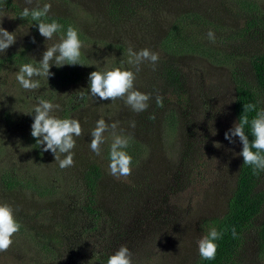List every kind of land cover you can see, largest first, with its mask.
Here are the masks:
<instances>
[{
    "label": "rangeland",
    "instance_id": "374dc122",
    "mask_svg": "<svg viewBox=\"0 0 264 264\" xmlns=\"http://www.w3.org/2000/svg\"><path fill=\"white\" fill-rule=\"evenodd\" d=\"M12 1L21 9L50 4L49 15L75 25L82 48L79 65L52 66L48 80L33 77L38 89H23L16 80L20 67H38L46 48L64 35L57 32L46 41L33 25L0 6V27L16 36L0 58L19 53L24 59L20 67L0 69V204L10 205L21 225L11 247L0 253V264H100V256L107 264L122 245L133 264H195L197 242L206 236L204 222L225 214L235 189L242 144L238 137L235 143L224 138L237 122L232 77L238 69L255 84L249 58L264 51V32L254 26L244 35V28L252 19L264 20V0ZM180 33L225 62L214 63L194 51L165 53L164 39ZM129 49L157 53L155 69L144 62L137 72L128 63ZM116 68L132 71L134 88L151 96L146 111H132L124 99L91 97L90 73ZM58 70L68 72L69 80L60 83ZM156 96L163 98L162 107ZM41 99L60 105L52 113L57 118L80 122L71 167L61 169L51 151L44 152L31 136L33 109ZM261 102L264 109V94ZM100 119L116 123V133L129 141L125 151L138 155L130 176L110 174L111 129L104 133L100 155L90 150V133ZM90 162L103 174L96 202L105 219L99 228L82 210L83 175ZM258 189L264 190V176ZM263 219L264 211L245 233L232 264H264L257 239Z\"/></svg>",
    "mask_w": 264,
    "mask_h": 264
},
{
    "label": "clouds",
    "instance_id": "9594fccd",
    "mask_svg": "<svg viewBox=\"0 0 264 264\" xmlns=\"http://www.w3.org/2000/svg\"><path fill=\"white\" fill-rule=\"evenodd\" d=\"M26 5H31L32 0H25ZM51 10L50 4H44L42 8L24 7L22 17L31 16L32 20L38 21L39 34L46 41L52 40L54 35L62 29V25L53 21L44 22ZM208 39L214 41L215 34L212 31L207 33ZM16 43L15 32L10 33L0 27V53H5L7 49ZM35 43V40H33ZM82 42L75 28L69 26L66 35L58 43L47 47L42 54V59L38 62L39 66L32 63L23 64L16 73V80L25 90H36L40 87L39 80L33 77L48 78L53 73L50 68H57L65 65H79L81 57ZM129 64L136 66V71L140 70L139 65L149 62L153 69L159 60V55L149 49H142L134 52L129 49ZM89 91L91 97L100 101H115L124 99L127 106L136 113L144 112L149 107L151 96L134 88L135 74L132 71L116 68L105 72L93 71L89 76ZM157 106H163V98L156 96ZM60 105L53 104L48 100L41 99L34 106L33 123L31 124V136L36 139V143L43 146L44 152L54 155L55 161H59L61 169L74 165V153L72 150L76 146L74 137H80L82 128L76 119H61L53 115L55 109ZM256 112L255 117L249 121L247 115L241 116L239 123L236 122L232 128L225 132L224 138L229 143H235L234 138H239L242 144V151L239 155L243 158L244 164L253 168V173L264 171V109L257 111L255 104L244 106V112ZM250 125V132L253 139L245 134V126ZM131 126L135 127V122ZM116 123L108 125L103 119L96 122L95 128L91 131L90 150L96 155H100L101 144L104 143V133L111 129L113 137L109 150V171L110 174L119 177H128L132 173V157L123 149L128 147V138L118 135L115 131ZM255 150V151H254ZM65 154L63 159L60 155ZM21 225L15 219L13 208L7 203L0 204V253L6 252L13 244L12 237L19 232ZM233 238L236 237L235 228L232 229ZM222 238V234L212 228L208 235L202 237L198 243V252L203 260H214L217 252L216 240ZM107 264H133L132 254L127 246H120L114 254L110 255Z\"/></svg>",
    "mask_w": 264,
    "mask_h": 264
},
{
    "label": "trees",
    "instance_id": "16d2710c",
    "mask_svg": "<svg viewBox=\"0 0 264 264\" xmlns=\"http://www.w3.org/2000/svg\"><path fill=\"white\" fill-rule=\"evenodd\" d=\"M0 6L13 10L18 18L25 23H29L34 26V29H38V21L32 20L31 16L22 17V10L18 4L13 3L12 0H0ZM110 11V10H109ZM116 15V10L111 11V16ZM57 22L62 25V29L59 33L66 35L67 28L72 26L76 29L75 25L71 24L65 18L54 17L47 15L44 18V22L51 23ZM176 26V25H175ZM174 26V27H175ZM254 26L260 27L264 32V20H250L246 23L244 28V35L251 34ZM172 34V33H171ZM168 35L162 43L161 49L167 53L170 52L173 55H181V52L189 53L194 51L195 54L213 59L214 63H224L223 57L217 53H210V49L206 45L198 43H190L186 40L184 35L180 33V37L174 34L172 37ZM250 66L255 80V84H251L245 79L242 72L236 69L233 71L232 80L235 86L236 100L234 105V113L236 120L239 123L241 116L247 115L249 121H251L256 112H244V106L247 104H255L257 111L262 109L261 95L264 94V51H258L250 56ZM24 63L22 54L13 53L12 55L4 58H0V69L7 68L9 66L20 67ZM57 70V69H56ZM55 70V72H56ZM58 70L56 79L62 83L65 82L68 77L65 73ZM54 72V73H55ZM245 134L249 136V140L253 139L250 132V125L245 126ZM125 151V149H124ZM255 151V150H254ZM136 152L129 151V155L132 157V165H136L138 161V155ZM135 154V155H134ZM264 176V171H257L253 173V168L249 165H245L243 158L241 157L240 166L237 174L235 189L232 193L230 200L228 201L226 212L221 217H212L204 222L207 229L206 235L212 228H215L222 234V238L215 241L217 244V252L214 260H203L200 255L195 264H232L235 258L239 255L244 242L245 233L254 225L255 220L264 211V190H259L258 186ZM102 169L97 164L90 162L85 167L83 175V182L86 188L85 198L86 202L83 206V213L89 218V223L93 228H99L104 224L105 217L102 215L99 209L96 198L99 190V180L102 179ZM235 228L236 237L232 236V229ZM258 246L260 249V255L264 260V219L260 223L257 229ZM104 255V254H103ZM97 260L100 264H105L104 257H98Z\"/></svg>",
    "mask_w": 264,
    "mask_h": 264
}]
</instances>
